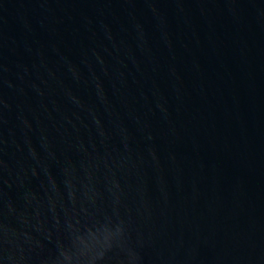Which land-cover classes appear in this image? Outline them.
<instances>
[{
  "label": "water",
  "instance_id": "95a60500",
  "mask_svg": "<svg viewBox=\"0 0 264 264\" xmlns=\"http://www.w3.org/2000/svg\"><path fill=\"white\" fill-rule=\"evenodd\" d=\"M0 264H264V0H0Z\"/></svg>",
  "mask_w": 264,
  "mask_h": 264
}]
</instances>
